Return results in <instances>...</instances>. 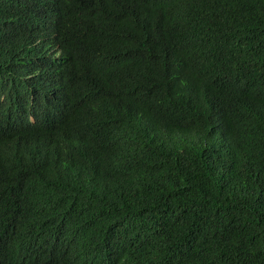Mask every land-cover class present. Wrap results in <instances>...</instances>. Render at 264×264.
<instances>
[{
  "label": "trees",
  "instance_id": "obj_1",
  "mask_svg": "<svg viewBox=\"0 0 264 264\" xmlns=\"http://www.w3.org/2000/svg\"><path fill=\"white\" fill-rule=\"evenodd\" d=\"M0 264H264V0H0Z\"/></svg>",
  "mask_w": 264,
  "mask_h": 264
}]
</instances>
